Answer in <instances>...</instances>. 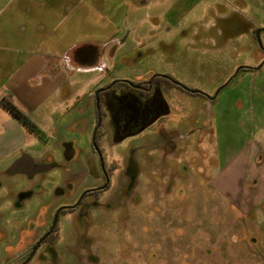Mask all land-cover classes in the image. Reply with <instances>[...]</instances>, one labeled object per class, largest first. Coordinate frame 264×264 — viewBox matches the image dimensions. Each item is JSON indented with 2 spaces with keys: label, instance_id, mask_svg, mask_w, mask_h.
Masks as SVG:
<instances>
[{
  "label": "rangeland",
  "instance_id": "1",
  "mask_svg": "<svg viewBox=\"0 0 264 264\" xmlns=\"http://www.w3.org/2000/svg\"><path fill=\"white\" fill-rule=\"evenodd\" d=\"M60 6L61 17L47 12V29L67 44L96 46L99 56L94 70L74 73L63 88L72 102L58 108L43 129L36 128L37 134L27 129L30 140L19 153L58 168L29 180L21 174L2 176L18 153L0 164V264H13L44 232L55 207L66 202L57 197V190L68 185V195L75 196L88 184L86 158L96 126L95 101L89 94L112 83H137L153 76L169 77L201 95L179 89L163 93L168 114L110 150L123 164L132 150L145 146L132 157L140 174L137 190L121 202L119 194L114 195L121 217L117 224L123 217H135L139 234L140 227L153 226L159 230L154 231L156 237L162 238V224L173 219L174 245L164 246L174 248L173 264H264V200L254 204L253 194L246 190L235 199L218 187L232 180L222 169L232 156L222 158L220 148L231 142L239 148L252 143L253 72L238 70L260 67L264 74V32L259 35L261 47L255 39L264 29V0H46L40 9ZM101 114V130L113 139L115 123L104 106ZM162 138L173 152L152 156L154 167L149 169V149L161 145ZM157 151L156 155L158 147ZM66 152L74 156H65ZM134 196L139 199L136 205L131 202ZM103 200L110 201V194ZM111 216L107 209L85 219L63 216L60 238L64 240L70 230L79 238L76 245L84 241L97 248V264H151L135 251L150 243V234L129 232L120 246L112 245L113 233L107 229L104 235L105 217L110 221ZM104 246L112 248L113 257L101 252ZM67 247L60 241L50 252L44 245L31 264H79L87 258H80L72 245ZM167 262L166 256H159L155 264Z\"/></svg>",
  "mask_w": 264,
  "mask_h": 264
},
{
  "label": "crops",
  "instance_id": "2",
  "mask_svg": "<svg viewBox=\"0 0 264 264\" xmlns=\"http://www.w3.org/2000/svg\"><path fill=\"white\" fill-rule=\"evenodd\" d=\"M45 3L46 0H0V101H9L39 130L53 119L58 108L72 102L73 97L63 94L72 75L94 70L99 56L96 46L67 44L48 30L47 12L52 18L61 17L63 9L41 10ZM80 49L88 51L89 59L80 58ZM250 77L252 143L239 148L231 142L220 148L222 158L232 156L222 168L232 180L218 187L228 197L235 195V199L246 190L253 194L255 204L264 200V74L257 70ZM89 96L93 97L92 92ZM30 135L0 103V164L21 152Z\"/></svg>",
  "mask_w": 264,
  "mask_h": 264
},
{
  "label": "flooded vegetation",
  "instance_id": "3",
  "mask_svg": "<svg viewBox=\"0 0 264 264\" xmlns=\"http://www.w3.org/2000/svg\"><path fill=\"white\" fill-rule=\"evenodd\" d=\"M263 32L264 29H259L256 34L260 35V33ZM82 50L83 49L79 50L80 58L89 59L87 53L88 51ZM93 54H95V50H93ZM254 69L255 68L241 67L240 71L255 72L256 70ZM161 78H163V76H153L146 81L137 83L122 82L123 84H121V86L124 87V90L121 91L116 90L114 86L116 83H114V85H112L111 87L104 88L103 91L100 92L97 96L93 95L95 101V108L93 109V119L95 118L96 120V126L92 135L90 150L87 154L88 157L86 158L88 184L84 187L80 186L77 189L79 191L75 196L68 195L71 192V189L68 185L64 186L62 189L57 190V197L62 199L65 198L66 202L55 207V210L50 217L47 228L40 235L37 241L33 243L32 246L27 248L19 258L13 260V264H31L37 252L42 247H44V245H49V250L47 251L52 252V247L59 244L60 241L63 244L67 242L68 247L65 248V250H68L72 245L71 248L77 250L80 258L87 257L82 263L79 262V264H97V262L94 261V257H96V255L98 256L100 252L99 250H97V248L93 249L91 245H85L84 241H82L79 245H76L77 243H79V238L76 237L75 234H72L70 230L67 234V237L64 240H61L60 237L62 234H60L59 226L61 224L60 219L63 216H72L73 218L77 219H85L89 214H92V216H94L96 210L102 209L103 212H105L107 209L111 214H113V216L109 217L110 221H107V217H105L104 235L106 236L107 229H109L110 232L113 233V239H116L115 241L113 240L112 245L116 243L118 246H120L121 238L125 240L124 235L126 233L135 231V233L138 232L139 234L138 227L133 221L135 220V217H123L122 224H117L121 217L117 216L119 207H116L117 196L114 195L118 193L120 198L119 202H121L122 198L126 199L129 194H131L134 190H137L136 180L140 174L139 168L132 160V157H134V155L136 156L138 151H140L141 149H145V146L132 150L130 158H128V160L123 164L118 161V159H120L118 158L119 156H114V154L110 150L115 148V146L121 144L122 141L128 138H133L148 130L168 114L169 110L162 98V94L173 89H165L162 86L164 84L159 82ZM175 85L177 88L174 89H179L189 95H201L199 92L188 90L178 83H175ZM102 106H104L105 110L110 114V117H112L115 123V137L113 139L110 137L109 132L101 130ZM160 142L161 145L159 146L161 149H159V146L157 144L156 146H153L152 149H149L150 157H147V162L149 163L151 161L148 166L149 169L154 167L155 159L152 156H162V154L163 156H169L168 154L173 152H169L168 148L164 145L166 143L164 138L160 139ZM157 147L159 153L156 155V153L158 152ZM64 155L69 157L74 156L73 153L69 152H66ZM16 156L18 157L14 159V162L20 159L24 160L21 164L20 172L22 173L21 175L29 180L34 179L36 175L46 174L52 169L58 168L54 167V165L48 166L47 164H43L41 162H35L29 157L35 155L26 152L18 153ZM45 156L55 155L53 154ZM14 162L11 161L10 164L1 171L2 176L13 177L18 175L8 174V168ZM150 184H152V182H150ZM108 194H110L111 200L104 201L103 198ZM138 200V196H134L131 202L132 204L136 205L139 202ZM123 223H127L129 225L127 229L123 227ZM233 224L236 225V222H232L231 225ZM162 226L165 232L162 235V238L159 235L156 237V234L154 233V231L159 232L158 227L153 228V226H148L144 229L140 227L141 234L139 235L143 236V234H150V243L141 244L140 247L138 249L136 248L135 251L138 250L140 254L141 252L145 254V257H148V260L151 261V264H155L156 262H158L159 256H166L168 258L167 264H173L172 260L173 256H175V253L173 251L174 248L164 249V246H172V244L174 245V220L167 219L166 222L162 224ZM159 237L161 239L158 241ZM161 241H163V243L160 245L159 243ZM251 242L253 243L254 240H251ZM149 245L151 246L150 249H141V247L145 248ZM109 246L107 249L104 246V248L101 249V252H103V254H108L110 258V254H112L113 257L114 251ZM158 250H160L161 253H158ZM47 251L45 250V252ZM165 251L168 252L166 253ZM209 251L212 252L210 249ZM184 255H186L187 257L189 256V254L186 253H184ZM122 258H125L123 253ZM117 260H121V258Z\"/></svg>",
  "mask_w": 264,
  "mask_h": 264
},
{
  "label": "trees",
  "instance_id": "4",
  "mask_svg": "<svg viewBox=\"0 0 264 264\" xmlns=\"http://www.w3.org/2000/svg\"><path fill=\"white\" fill-rule=\"evenodd\" d=\"M160 83L164 84L162 85L165 89H174L177 88L175 83H177L176 81H174L173 79L164 76L163 78H161V80L159 81ZM173 82V83H171ZM123 84L122 82H116V86ZM2 107L8 111L14 118H16L26 129L30 130L31 132H34L37 134L36 131V127L13 105L11 104L9 101L2 99L0 101Z\"/></svg>",
  "mask_w": 264,
  "mask_h": 264
},
{
  "label": "water",
  "instance_id": "5",
  "mask_svg": "<svg viewBox=\"0 0 264 264\" xmlns=\"http://www.w3.org/2000/svg\"><path fill=\"white\" fill-rule=\"evenodd\" d=\"M256 39H257V42H258V45H259V47H261V45H260V40H259V35L258 34H256ZM241 69V68H240ZM240 69L238 70V72L240 71ZM260 69V67H257V68H255L254 70H259ZM112 85H114V83H112L109 87H111ZM103 91V89H101V90H98L97 92H95V94H94V96H97L100 92H102ZM211 100H213V99H211ZM24 160L23 159H20V160H17L16 162H14L9 168H8V174H10V175H15V174H22L21 172H20V169H21V164H22V162H23Z\"/></svg>",
  "mask_w": 264,
  "mask_h": 264
}]
</instances>
